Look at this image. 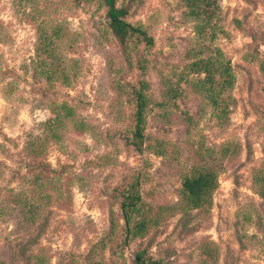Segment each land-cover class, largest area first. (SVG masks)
<instances>
[{"label":"rangeland","instance_id":"rangeland-1","mask_svg":"<svg viewBox=\"0 0 264 264\" xmlns=\"http://www.w3.org/2000/svg\"><path fill=\"white\" fill-rule=\"evenodd\" d=\"M115 4L150 43L133 34L119 44L101 0H0V162L33 165L34 198L30 211L1 194L26 183L0 176V264H135L141 248L162 264H264V0ZM53 25L59 67L34 75L38 34ZM212 57L229 63V85L204 78ZM137 89L140 151L129 142ZM62 100L73 115L61 108L67 123L48 126ZM201 165L216 186L182 210L181 177ZM137 170L153 221L126 242L118 202Z\"/></svg>","mask_w":264,"mask_h":264},{"label":"trees","instance_id":"trees-1","mask_svg":"<svg viewBox=\"0 0 264 264\" xmlns=\"http://www.w3.org/2000/svg\"><path fill=\"white\" fill-rule=\"evenodd\" d=\"M103 5L105 6V17L107 21V26L112 32L113 36L117 40V42L121 45L127 43V40L133 34L139 35L142 40L146 44L151 42V39L148 35H146L145 30L139 26L133 25L126 19H124V15L126 10L122 6H117L115 4V0H101ZM63 33V30L60 32V27L58 25H53L50 31L41 32L38 34V38L36 44L34 46V51L36 53V59H30L32 65V72L34 75L39 73H43L44 75L47 72H50L53 76V68H58L59 63L53 62L52 60L55 57L54 48L52 45V37H56ZM203 62L201 59L198 61ZM216 58H210L208 61L200 63L199 67L201 71L204 73V78L212 83L214 81L216 73L218 77V82L220 85H229L232 81V73L230 72V65L226 63L225 66L220 67L215 65ZM197 62V61H196ZM194 63V62H193ZM65 69H58L57 72L66 79L67 73L64 71ZM9 72V69L3 68L1 69L0 65V79L4 78V73ZM65 72V74H64ZM14 73H12L13 75ZM60 75V76H61ZM59 76V77H60ZM58 77V78H59ZM55 84V80L51 81V86ZM56 105V104H54ZM145 105V95L141 91V89H137L134 93V110H133V127H132V139L130 144L132 147L140 151L143 139V111ZM59 106V108H58ZM63 108L64 113L63 116L73 115V109L69 105H66L65 100L57 103V107L55 108L56 113L54 118H48V126L56 125V128L60 124L67 123L63 121V116L59 114L58 111ZM54 112V109H52ZM58 130V129H57ZM59 131H57L58 133ZM56 133V134H57ZM56 136V135H55ZM32 151L29 147H27L26 152L29 154ZM25 164V163H24ZM27 167L26 171L19 172L4 162H0V176L3 177L6 171L10 178H18L26 183L24 189L15 190L11 187V185L3 186L1 190V194H4L5 189L9 191L10 198L14 201H17L21 204L22 207L27 210L32 211L34 208L33 202L34 198L32 195V191L29 188V183L31 181V168H29L28 163L25 164ZM46 166V165H45ZM29 168V169H28ZM48 168V167H47ZM52 169V168H51ZM48 171V169H47ZM140 171L137 170L127 185H124L122 191L120 192V199L118 202V210L120 217L122 219V229H123V240L127 242V240L132 239L134 237H142L146 234L148 229V224L152 223V219L140 208L141 205V195L139 191V181H138V173ZM41 177L40 175L36 176L35 184L37 183V179ZM264 184V181H263ZM216 186V175L212 168L209 165H201L194 171L189 172L181 177L180 180V189H179V201L177 203L178 207L182 210H190L191 208L198 207L200 205L206 204L209 200L210 195L214 187ZM263 186V185H262ZM1 189V188H0ZM41 197H43V192L39 193ZM257 194L264 198V188L257 189ZM2 197V196H1ZM134 263L135 264H162L161 261L155 257L149 255L144 248L139 249L134 254Z\"/></svg>","mask_w":264,"mask_h":264}]
</instances>
